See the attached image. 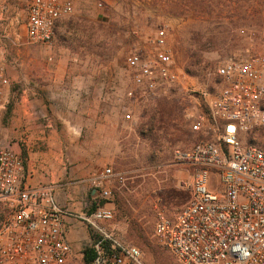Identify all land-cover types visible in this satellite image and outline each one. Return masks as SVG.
Listing matches in <instances>:
<instances>
[{
  "label": "rangeland",
  "instance_id": "obj_1",
  "mask_svg": "<svg viewBox=\"0 0 264 264\" xmlns=\"http://www.w3.org/2000/svg\"><path fill=\"white\" fill-rule=\"evenodd\" d=\"M73 1L74 13L59 23L48 46L27 39L29 0H0L9 59L21 64L9 66L0 132L9 129L22 91L42 95L48 118L77 131L93 158L103 159L102 169H113L112 197L98 200L114 210L113 220L104 225L118 240L137 246L148 264H180L155 231L158 208L174 217L192 198L180 186L189 176L176 163L174 150L207 139L192 130V115L206 110L201 92L216 89L223 61L264 52V15L248 18L240 5L212 15L180 14L164 5L170 0ZM162 29L175 66L187 77L168 92L145 93L132 85L126 59L135 50L150 53ZM213 181L217 184L216 177ZM96 206L94 200L89 210ZM6 213L0 206V221ZM85 226L88 240L66 264H86L83 252L93 245L95 232Z\"/></svg>",
  "mask_w": 264,
  "mask_h": 264
},
{
  "label": "built area",
  "instance_id": "obj_2",
  "mask_svg": "<svg viewBox=\"0 0 264 264\" xmlns=\"http://www.w3.org/2000/svg\"><path fill=\"white\" fill-rule=\"evenodd\" d=\"M74 10L73 0H29L28 41L49 46L59 23ZM167 37L159 30L150 53L128 55L135 89L157 94L185 81ZM6 38L0 17V108L9 100V66L21 65L9 59ZM216 74V89L201 92L206 110L191 117L194 133L207 139L174 150L176 163L189 176L180 186L192 198L174 217L158 208L156 236L180 264H264V52L225 60ZM25 171L24 157L0 146V206L7 209L0 221V264H66L73 254L67 212L53 185H29ZM114 176L105 168L91 182L97 208L83 219L100 235L92 264H148L137 246L118 240L104 225L113 220L114 210L98 200L112 197Z\"/></svg>",
  "mask_w": 264,
  "mask_h": 264
},
{
  "label": "crops",
  "instance_id": "obj_3",
  "mask_svg": "<svg viewBox=\"0 0 264 264\" xmlns=\"http://www.w3.org/2000/svg\"><path fill=\"white\" fill-rule=\"evenodd\" d=\"M18 98L9 129L0 132V145L9 146L24 157L25 181L29 185L55 187L57 202L67 212L65 227L75 250L89 237L83 217L95 200L91 182L103 170V159L93 158L82 146L77 131L62 125L57 118H48L42 95L22 91ZM3 109L0 108V116Z\"/></svg>",
  "mask_w": 264,
  "mask_h": 264
},
{
  "label": "trees",
  "instance_id": "obj_4",
  "mask_svg": "<svg viewBox=\"0 0 264 264\" xmlns=\"http://www.w3.org/2000/svg\"><path fill=\"white\" fill-rule=\"evenodd\" d=\"M164 5L169 8L179 11L180 14L195 13V14H205L211 13L214 15L215 12H228L236 11V5H240V11L245 13L248 18H262L264 15V0L258 1H247V0H170L165 1ZM239 11V13H240ZM239 23V22H237ZM238 26V24H235ZM100 205H104L101 202ZM96 207L88 210L87 214H91L95 211ZM93 232H95L93 230ZM93 245L86 247L84 249V259L86 264H92L96 257L95 248L93 247L100 239V235L95 232L93 233Z\"/></svg>",
  "mask_w": 264,
  "mask_h": 264
}]
</instances>
